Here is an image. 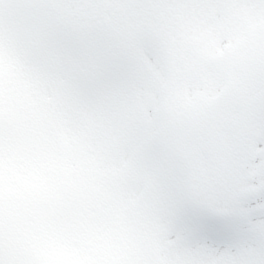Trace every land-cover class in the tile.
Returning a JSON list of instances; mask_svg holds the SVG:
<instances>
[{"label": "snow or ice", "instance_id": "1", "mask_svg": "<svg viewBox=\"0 0 264 264\" xmlns=\"http://www.w3.org/2000/svg\"><path fill=\"white\" fill-rule=\"evenodd\" d=\"M0 264H264V0H0Z\"/></svg>", "mask_w": 264, "mask_h": 264}]
</instances>
